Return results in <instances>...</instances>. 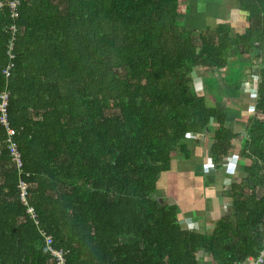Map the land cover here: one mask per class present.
<instances>
[{"label": "trees", "instance_id": "16d2710c", "mask_svg": "<svg viewBox=\"0 0 264 264\" xmlns=\"http://www.w3.org/2000/svg\"><path fill=\"white\" fill-rule=\"evenodd\" d=\"M8 1V2H7ZM0 8V264H242L264 247V0L243 4L250 26L186 28L179 0H18ZM16 27L14 67L4 70ZM259 52L256 115L240 153L253 159L225 196L211 234L184 228L157 183L186 139L216 122L213 163L234 150L226 112L193 88L197 67ZM1 102V100H0ZM8 129L20 154L12 159ZM27 189V205L20 183ZM33 209L35 217L28 213ZM202 261V260H201Z\"/></svg>", "mask_w": 264, "mask_h": 264}, {"label": "crops", "instance_id": "0c3cea01", "mask_svg": "<svg viewBox=\"0 0 264 264\" xmlns=\"http://www.w3.org/2000/svg\"><path fill=\"white\" fill-rule=\"evenodd\" d=\"M248 1L252 0H179L180 21L194 31L228 25L233 35H242L250 26L249 11L243 6ZM258 55L254 50L253 54L234 57L225 68L194 70V90L205 96L208 105L225 110L227 125L238 136L232 153L219 164L213 163L210 151L216 122L212 121L204 134L186 139L190 156L174 153L170 169L160 176L157 197L161 203L178 207L179 221L186 229L195 223L196 230L211 234L219 220L232 210V200L225 191L244 179V168L253 163L252 158L240 153L248 136L249 120L256 115V103L243 89V82L253 71L260 75ZM258 75L254 76L256 81L260 80ZM199 259L200 264H210L205 253Z\"/></svg>", "mask_w": 264, "mask_h": 264}, {"label": "built area", "instance_id": "2783aa9c", "mask_svg": "<svg viewBox=\"0 0 264 264\" xmlns=\"http://www.w3.org/2000/svg\"><path fill=\"white\" fill-rule=\"evenodd\" d=\"M7 0H0V8H2L4 6ZM10 10H11V17L13 19H16L18 17V6H19V1L18 0H10L8 3ZM16 27L14 25H12L10 27V32H11V40L8 46V50H7V65L6 68L4 70V74L5 76L8 78L11 75V71L14 67V59H15V55H14V41H15V35H16ZM258 72H252L249 76V80H246L243 82V89L248 91L249 94H251V96H253L252 100L254 101V103L257 102L258 99V90H259V83L261 80V76L257 74ZM259 77V81H256L254 79V76ZM0 123L3 124L4 126L8 127V121H7V106H8V101H9V93L7 91H4L0 94ZM14 131L12 129H8V135H9V139H8V143H9V150L11 151V155H12V159L13 161H15L17 163V165L20 167L21 166V160H20V154L17 151V147L16 144L12 141V136L14 135ZM20 198L21 201L27 205V189H26V184L24 182L20 183ZM28 213H30L32 215V217L34 218L35 215L33 213V209L32 208H28ZM191 229L194 228V224L191 225L190 227ZM53 244V240L52 237L50 236H46V245L48 246L51 254L56 258V261L58 264H65L66 260H65V255H66V251L60 249H54L52 247ZM242 264H264V247L263 250L261 252V254L254 258V257H250L248 258L245 262H243Z\"/></svg>", "mask_w": 264, "mask_h": 264}, {"label": "rangeland", "instance_id": "374dc122", "mask_svg": "<svg viewBox=\"0 0 264 264\" xmlns=\"http://www.w3.org/2000/svg\"><path fill=\"white\" fill-rule=\"evenodd\" d=\"M195 224V223H194ZM189 229H191V228H189ZM193 230L195 229L196 230V226L194 225V228H192Z\"/></svg>", "mask_w": 264, "mask_h": 264}]
</instances>
